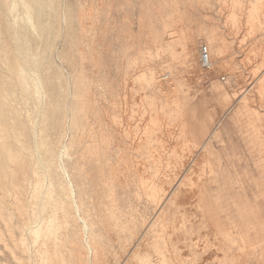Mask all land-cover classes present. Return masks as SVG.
I'll use <instances>...</instances> for the list:
<instances>
[{
    "label": "rangeland",
    "instance_id": "374dc122",
    "mask_svg": "<svg viewBox=\"0 0 264 264\" xmlns=\"http://www.w3.org/2000/svg\"><path fill=\"white\" fill-rule=\"evenodd\" d=\"M15 4L13 13L22 22L25 16L21 1L15 0ZM55 13L52 21L61 32L52 34L50 52L43 55L42 63L51 62L67 81L68 94L61 90L63 114L72 119V124L81 123L82 131L97 129V132L93 130L95 137H110L111 143L104 150H107L108 166L111 167V162L113 167L102 163L100 166L96 163L86 165L93 179L86 182V202L82 208L90 207L87 210L90 215L86 218L89 222H97L95 209L111 197L119 201V206H130L135 222L132 236L126 235L120 240L126 242L124 249L116 241L115 231L98 224L95 231L101 232L103 242L98 244L96 241V246L99 252L100 244L105 249L103 257L101 252L99 254L102 257L100 264H147L145 260L140 263L138 259H132L130 250L142 238L146 252L152 253L147 225L154 217L153 205L143 193L138 199L135 192L138 189L137 173L150 181L155 165L159 171L156 182H162L166 192L174 182L172 176L181 177L194 167L191 169L193 176L190 175L193 183L188 181L184 185L186 188H179L172 202L165 201L163 195L161 197L165 201L162 204L165 225L180 247L181 255L189 254L194 264H264V95L259 91V87L264 86L260 82L264 77V0H57ZM162 18H172L174 26L165 29ZM180 31L186 32L192 48L189 63L184 60L177 36L172 35ZM210 35L220 38L217 42L222 51L212 48L211 68L204 70L199 63L198 50L202 45L209 50L207 37ZM148 72L157 77L158 87L166 97L184 100V121L187 122L184 124L188 128L185 127V134L180 133L179 120L173 114L170 117L159 114V123L153 126L150 110L145 106L156 86L149 81ZM90 99L92 106L89 109H94L93 113L89 112L85 117L77 113L85 100ZM13 105L20 107L16 101ZM112 114H118L120 120L113 123ZM49 134L52 142L60 141L59 132ZM189 140L198 143V149ZM201 140H204L207 152L202 151ZM55 147L57 151L60 146L56 144ZM79 152L80 149L70 150L68 158H64L68 170L78 159ZM147 160L149 164L144 163ZM202 160L213 167L214 174H207L209 165ZM167 176H170L171 185L165 183ZM196 176H201L203 182L199 183ZM94 182L98 183L95 184L97 187ZM198 184L208 187L203 201L204 219L196 197ZM104 187H112L114 195H104ZM91 199L92 203L89 202ZM65 201L58 203L65 207L72 232L78 235L81 258L86 264H95L86 246V230L80 219L85 216L84 212L78 214ZM77 201L80 203L78 197ZM56 212L60 213L59 210ZM15 229L12 237L16 241L21 234L25 236L21 235L23 240L30 241L28 233ZM229 230L238 232L245 240V246L256 248L242 249L240 242H226L222 232ZM0 231H4L1 224ZM0 246V259H4L8 256L7 251L3 244ZM6 263L10 264L9 261Z\"/></svg>",
    "mask_w": 264,
    "mask_h": 264
},
{
    "label": "bare ground",
    "instance_id": "6f19581e",
    "mask_svg": "<svg viewBox=\"0 0 264 264\" xmlns=\"http://www.w3.org/2000/svg\"><path fill=\"white\" fill-rule=\"evenodd\" d=\"M20 1L22 6V14L23 16H25V19H23L22 22H19L18 18L13 13L17 7L15 4V0H0V224L2 225V228L4 230L0 231V243L3 244V248L7 251L8 255V259L7 257H5L6 259H0V264H7L6 262L8 261L10 262V264H86L85 261L81 258V255L79 253L80 250H78L80 245L77 237L78 235L72 232V229L70 227V220L67 216L65 207L59 205L60 203H63L62 200L64 199L67 201L68 205L73 208L78 214L81 211L84 212L85 216H82L80 219L82 220L84 228L86 230V246L88 247L90 254L93 256L95 264H100L101 258L105 255V252L102 251H105V249L102 248L101 244L99 245L100 252L102 254V257H100V252L96 246V241L98 244L103 242V235L101 236L100 231L97 230L99 233L95 231V228L98 227V224L105 226L106 230H110L111 232L115 231V236L117 239L116 241H118L119 244L123 245V247H121L123 249L126 246V242H122L120 240L123 237L125 238L126 235L132 236L130 234L131 229L135 226L130 206H119L117 204V202L119 201L116 202V199L114 198L109 197L110 200L103 202L101 201L102 203H100L97 210L94 208L95 211H97V222H89L90 219L88 220V218H86L90 215L87 214V210L90 207H88L86 210L82 208L84 206V203L86 202H84V196L86 197L87 195L86 182L89 178L93 179L92 176H90V174L88 173L89 170H87L88 167L86 165H89L88 163H96V166H100L101 163L106 166L109 165V159L105 157V153H107V150H104V148L106 149V147H110V137L106 138L103 135H97L98 138H96L94 131H96L97 129H90V127L93 126L94 122L92 125L90 124L91 126L88 128L90 130L86 132L82 131V128L80 127L81 123L80 125L77 123L72 124V122L70 121L72 119L68 117V115L66 117L64 116L65 113L63 114L64 105L62 106L63 96L61 94V90H64L63 94H68L66 85L67 81L63 78L60 69L54 67L51 62L42 63V61L44 60L43 55L47 52H50L51 41L53 38L52 34L58 35L60 31L58 30L59 27L57 28L56 25H54V21H52L54 17L53 15L56 14L55 12L57 0ZM162 23L165 29L174 26V21L172 20V18H162ZM88 32H90V30ZM172 35L177 36L178 43L182 46L184 60L189 63L192 56V48L186 32H173ZM154 39L156 41V37ZM217 40L220 41V38L216 37V35H210L209 37H207L209 50L207 47L206 48L210 60L213 53H211L213 47H216V51H222V47L221 45H219L220 43L218 44ZM142 76H145V73ZM76 78L78 79V77ZM149 81L154 84L157 89H155L156 92L155 90H153L154 93L152 94V96L147 97L145 106L150 110V120L153 126H156L159 123L157 118L159 114L169 117L173 114L174 117L179 120L181 129L180 133L185 134L186 132L184 133V131H186L187 126H185L186 124H184V100L179 101L176 96H174V98H170L169 96L166 97L158 87L159 80L157 79V77L155 78L153 74L149 75ZM260 82L264 85V77ZM259 91L261 92V95H264V86L259 87ZM14 101H16L20 106L19 108L13 105ZM90 101L91 99L85 100L84 103L82 102L83 105L82 107L79 105L81 108L80 110H78L79 108L77 109V113L84 115V117L86 115L88 116L89 112L93 113L92 110L94 109H92V107V110L89 109V107L92 106ZM63 102H65V100ZM112 115V119L114 120L113 123H115V120L119 119L117 116L118 114ZM89 118L90 117H88V119ZM88 119H86L85 121H87ZM89 120L92 119L90 118ZM86 123L83 124L85 125ZM119 124H121V122ZM84 127H87V124ZM51 131L59 132V142L56 143L54 140L53 142L51 141V139L49 138V132L51 133ZM68 132L69 134L67 136ZM65 139L67 140L65 141ZM192 139L195 140L196 138ZM193 140L189 141H192V146L197 148L198 143L193 142ZM203 142L204 140L202 141V144ZM56 144L60 146L59 148H57V151L55 149ZM203 145L204 146L202 147V151L207 152L208 149L206 148L205 144ZM112 147H114V145ZM261 147L263 148V146ZM75 149H80V152L78 153L79 157L76 162L69 167L68 170L65 166L64 158L67 159L69 156V151ZM176 155H178L177 152ZM201 156L199 160L201 159ZM58 160H60V163ZM193 160H195V158ZM197 162L198 161H196V163ZM144 163H148V160ZM144 163L142 164V166L144 165ZM151 163L153 162L151 161ZM110 164L111 167H113L111 162ZM206 164L209 165L207 161ZM99 166L97 168H99ZM151 166L154 165L151 164ZM201 167H204V165ZM207 167H209V172L207 174H212L214 172L213 167L211 165ZM145 168L141 169L144 170ZM153 168L155 172H153V170L151 169L153 173L151 172L152 177L150 181H146V179L142 177V174L140 175L139 173H137L136 179H138V189L135 192V196L138 199L141 193H143L142 195H145L146 199L154 206H152V208L154 209V217L152 221L147 225L148 232L151 234L150 251L152 250V253L149 254L146 252L145 246L143 247L142 238H140L137 244L130 250V257L132 259H138L139 261L145 260L147 264H194V259L190 258L189 254H180V247L168 232V226L166 227L165 225V211H163L162 209L163 202H165L166 200L172 202L175 199V195H177L180 191L179 188L187 185L185 184L186 182L192 181L190 180V175L193 173V170L191 169L194 167H190L187 171L185 170L186 173H183L181 177H176L175 175L172 176V182L174 181L172 185V182L169 180L170 176H167L165 179V183H169L171 185V189L169 188L167 192L163 189L164 184L162 182L159 181L160 183L158 184L156 182V179L159 176L158 166L156 167L155 165ZM149 169L150 167L148 168V170ZM197 169H200V167ZM99 172L101 173V171ZM200 172H198L197 175ZM96 173L97 172H95V174ZM100 173L98 175H100ZM140 173L142 172L140 171ZM207 176L208 175H206V177ZM148 177L146 176V178ZM196 179L195 182L197 181ZM212 179L213 178H211L210 180ZM198 180H200L198 181L199 183L201 181L203 182V178L201 179V176L198 177ZM94 181L96 180L94 179ZM113 182H115V179ZM96 183L94 182V185ZM199 185L200 184L197 185L198 195L196 197L198 208H200L204 219L206 216L204 215L205 208L203 201L206 197V194H208L206 191L208 187H199ZM110 186H112V184ZM121 186L120 188H122ZM111 189L112 187L107 188L106 190H104L103 194L113 196L114 193ZM98 192L95 194L97 195ZM162 195L165 196V201L161 200ZM77 197L80 203L77 201ZM116 197H118V195ZM91 201L92 199L89 202ZM92 208L93 207H91V209ZM58 210L60 211L59 214L56 212ZM93 214H95V212ZM14 228L20 229V232L26 234L28 233V235L30 236V241L27 242V239L23 240L22 234V237L20 235V239L16 241L12 237L14 236V234L12 235V231ZM232 228L234 227H231V229ZM144 232L145 231H143V233ZM6 234L8 235L7 237H5ZM222 235L226 242H240L242 244V249L250 250L255 247L251 245L245 246V240L238 232L229 230L228 232H222ZM147 236L149 237V234ZM23 238H25V236ZM246 254L248 253L246 252ZM144 263L145 262H143V264Z\"/></svg>",
    "mask_w": 264,
    "mask_h": 264
},
{
    "label": "built area",
    "instance_id": "2783aa9c",
    "mask_svg": "<svg viewBox=\"0 0 264 264\" xmlns=\"http://www.w3.org/2000/svg\"><path fill=\"white\" fill-rule=\"evenodd\" d=\"M199 63L202 69L209 70L211 68V60L207 52L206 46L202 45L198 50Z\"/></svg>",
    "mask_w": 264,
    "mask_h": 264
}]
</instances>
